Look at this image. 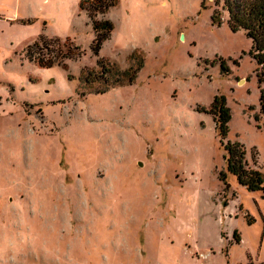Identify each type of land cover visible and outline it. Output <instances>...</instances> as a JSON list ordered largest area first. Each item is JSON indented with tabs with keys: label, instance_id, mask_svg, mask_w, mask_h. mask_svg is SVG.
Returning <instances> with one entry per match:
<instances>
[{
	"label": "rangeland",
	"instance_id": "rangeland-1",
	"mask_svg": "<svg viewBox=\"0 0 264 264\" xmlns=\"http://www.w3.org/2000/svg\"><path fill=\"white\" fill-rule=\"evenodd\" d=\"M80 1L0 0V264H264L263 193L201 111L225 98L223 143L264 175L251 40L212 0ZM93 20L113 26L97 55ZM55 40L34 55L63 65L27 58Z\"/></svg>",
	"mask_w": 264,
	"mask_h": 264
},
{
	"label": "trees",
	"instance_id": "trees-1",
	"mask_svg": "<svg viewBox=\"0 0 264 264\" xmlns=\"http://www.w3.org/2000/svg\"><path fill=\"white\" fill-rule=\"evenodd\" d=\"M216 6H221L222 10L227 13V25L231 32L236 33L243 30L246 36L252 42V52L250 55L257 65V81L259 85V115L264 117V0H212ZM116 0H81L79 3V10H85V5L94 6L97 13H106L110 8L116 5ZM90 12V11H89ZM217 11H213L211 21L213 24L220 26V18L216 15ZM89 18L92 19V13H89ZM92 30L95 37L92 41L91 51L97 55L103 42L108 40L113 26L109 20L95 21L91 23ZM54 46L60 49L58 40L43 41L41 44H33L26 50L27 58L37 64L41 68H50L54 65H63L64 59L70 58V50L58 56H51L50 54L39 55L35 57V50L48 49ZM142 65L138 67L140 70ZM108 70V69H107ZM109 72V71H108ZM126 74V73H124ZM126 76V75H125ZM135 76L128 79V85L132 84ZM124 85V84H121ZM201 111L210 114L215 123V129L219 138L221 147L225 153L224 158L226 161L227 171L236 177L239 185L244 187L249 192H262L264 196V175L254 168H250L245 161V152L243 146L239 143H226L223 141L226 138L229 129L228 123L231 120L230 113L226 107V100L223 96H216L208 110L201 109ZM255 115L256 122L260 120V116ZM259 128V127H258ZM264 129V128H263ZM224 178V175H222ZM226 207V203L222 204ZM249 223V221H247ZM235 241L239 243L236 238V233H233Z\"/></svg>",
	"mask_w": 264,
	"mask_h": 264
},
{
	"label": "water",
	"instance_id": "water-1",
	"mask_svg": "<svg viewBox=\"0 0 264 264\" xmlns=\"http://www.w3.org/2000/svg\"><path fill=\"white\" fill-rule=\"evenodd\" d=\"M211 1V0H210Z\"/></svg>",
	"mask_w": 264,
	"mask_h": 264
}]
</instances>
